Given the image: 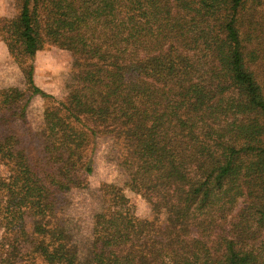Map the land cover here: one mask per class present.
Masks as SVG:
<instances>
[{
  "label": "trees",
  "instance_id": "trees-1",
  "mask_svg": "<svg viewBox=\"0 0 264 264\" xmlns=\"http://www.w3.org/2000/svg\"><path fill=\"white\" fill-rule=\"evenodd\" d=\"M21 1L8 50L31 58L48 39L79 37L97 60L44 115L42 163L57 180L91 172L97 132L120 133L129 185L168 212L163 225L152 222L149 264H264V0ZM30 83V94L0 88L1 117L23 118L31 94L46 95ZM0 163L9 172L0 176V264H103L78 260L77 235L57 226L13 136L0 135ZM104 216L112 264H138L143 238L126 228L132 221ZM26 217L35 219L29 232Z\"/></svg>",
  "mask_w": 264,
  "mask_h": 264
},
{
  "label": "rangeland",
  "instance_id": "rangeland-1",
  "mask_svg": "<svg viewBox=\"0 0 264 264\" xmlns=\"http://www.w3.org/2000/svg\"><path fill=\"white\" fill-rule=\"evenodd\" d=\"M21 8V0H0V88L16 87L30 94L32 78L46 95L31 94L23 118L0 116V135L13 136L24 149L33 164L34 174L43 180L53 199L57 226L64 232L71 231L77 235L78 260L92 255L103 264H112L110 236L107 235L110 228L106 226L104 216V213H112L132 221L133 226L129 223L126 228L129 232H135L132 233L134 239L139 235L143 238L132 258L135 257L138 264H149L145 258L146 251L156 243L155 236L151 235L156 233L152 231V222L161 224L168 217V212L155 208L129 185L128 173L120 162L121 156L128 151L122 134L97 132L91 137L88 144L92 158L91 172L76 171L67 180L59 181L52 169L43 164L44 115L55 113L59 101L65 100L74 72L93 69L97 60L79 37L57 41L48 39L43 49L31 58L21 49L8 50L3 37ZM33 8L35 17L45 23V5L37 4ZM159 107L152 108L154 119L158 117ZM6 170L0 163V176H8ZM117 191L126 200H114ZM34 221L32 217L24 219L26 231L32 229ZM23 248L27 251L28 243L25 242Z\"/></svg>",
  "mask_w": 264,
  "mask_h": 264
}]
</instances>
